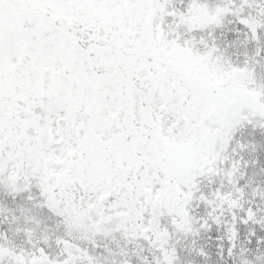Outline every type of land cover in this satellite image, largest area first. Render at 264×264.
I'll list each match as a JSON object with an SVG mask.
<instances>
[{"label": "snow or ice", "instance_id": "1", "mask_svg": "<svg viewBox=\"0 0 264 264\" xmlns=\"http://www.w3.org/2000/svg\"><path fill=\"white\" fill-rule=\"evenodd\" d=\"M0 264H264V0H0Z\"/></svg>", "mask_w": 264, "mask_h": 264}]
</instances>
